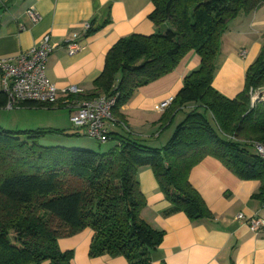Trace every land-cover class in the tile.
<instances>
[{
    "label": "trees",
    "instance_id": "16d2710c",
    "mask_svg": "<svg viewBox=\"0 0 264 264\" xmlns=\"http://www.w3.org/2000/svg\"><path fill=\"white\" fill-rule=\"evenodd\" d=\"M148 19L155 32L120 38L105 57L84 99L115 96L113 116L135 91L171 73L189 53L199 66L183 79L161 119V129L176 124L160 148L108 134L116 145L105 153L39 143L53 130L12 131L0 127V264H71L72 251H61L59 238L90 228L89 256H122L126 264H151L164 232L140 216L145 198L137 172L150 168L169 212L190 220L212 214L189 182L193 166L205 157L220 161L242 180L261 182L264 160L249 148L264 142V101L251 105V92L264 90V47L245 74L234 98L212 83L219 68L221 39L229 23L248 15L264 0H151ZM7 95L0 92V109ZM27 108H46L25 103Z\"/></svg>",
    "mask_w": 264,
    "mask_h": 264
},
{
    "label": "crops",
    "instance_id": "0c3cea01",
    "mask_svg": "<svg viewBox=\"0 0 264 264\" xmlns=\"http://www.w3.org/2000/svg\"><path fill=\"white\" fill-rule=\"evenodd\" d=\"M31 8L39 14L36 22L26 13ZM153 10L151 0H0V59L28 50L49 34L54 50L45 63L46 77L59 89L74 86L79 96H86L94 90L105 57L120 38L155 32L148 19ZM69 43L78 47L74 54H69ZM262 47L264 5L229 23L221 39L213 87L226 97H236L243 90L247 69ZM199 64V56L191 52L171 73L138 88L107 122L108 134L134 138L150 147L164 146L182 113L175 116L171 126L161 129L160 121L167 109L158 110L157 106L172 100L184 77ZM64 98L61 96L56 106L46 108H1L0 127L12 131L68 130L71 110L64 106ZM65 140L76 141L73 146H87L78 138ZM114 145L115 140L105 148L109 150ZM137 179L145 198L141 218L164 232L161 244L151 254V264H264V228L254 234L247 225L253 216L264 221V198L257 196L260 181L242 180L217 159L205 157L190 170L189 182L212 218L192 221L183 212H169L171 203L150 168L139 169ZM240 214L243 217L238 218ZM92 237L93 231L85 228L59 238L57 244L61 251H72L71 264H126L122 256H89Z\"/></svg>",
    "mask_w": 264,
    "mask_h": 264
},
{
    "label": "built area",
    "instance_id": "2783aa9c",
    "mask_svg": "<svg viewBox=\"0 0 264 264\" xmlns=\"http://www.w3.org/2000/svg\"><path fill=\"white\" fill-rule=\"evenodd\" d=\"M27 15L36 22L39 14L33 9L27 10ZM89 27L88 24L85 25ZM69 54H74L78 47L75 43L67 45ZM54 50L50 35L45 34L41 42L28 50L11 58L0 59V79L2 90L7 95L6 109L21 108L25 103H35L45 107L56 106L59 98L65 97L63 104L71 110L69 120L77 129H83L85 136L100 143L108 140L107 122L113 119L112 108L115 106V96L101 95L94 99L80 98V93L74 86L59 89L46 77L45 63ZM255 97L254 99H256ZM171 100L162 102L158 110L168 107ZM256 153L264 160V142H254ZM243 215H238V218ZM248 228L258 234L264 228V221L259 217L248 218Z\"/></svg>",
    "mask_w": 264,
    "mask_h": 264
},
{
    "label": "rangeland",
    "instance_id": "374dc122",
    "mask_svg": "<svg viewBox=\"0 0 264 264\" xmlns=\"http://www.w3.org/2000/svg\"><path fill=\"white\" fill-rule=\"evenodd\" d=\"M255 97H257V98L254 99ZM259 101H264V90L251 92V105H253ZM169 105H168V107H169ZM167 108H165V109H167ZM178 117L180 119H182L183 115L180 114ZM176 121H178V120L176 119ZM67 129L68 130L53 131V133H46L45 137H43L41 140H39V143H41L42 145H55V143L56 144L58 143L60 145H64L65 147H69V148L89 149V150L97 151L100 153H105L108 151L105 148V147H107L108 142H113V140H107L106 143L105 142L100 143L94 139H91V138L85 136L83 129L78 130L71 123L69 124V127ZM68 138H75V139L78 138L79 140H84V142L87 144V146H83V147L73 146V145H76L75 143H77V142L76 141L66 142L65 139H68ZM249 149L254 153L256 152L255 148L252 146Z\"/></svg>",
    "mask_w": 264,
    "mask_h": 264
}]
</instances>
